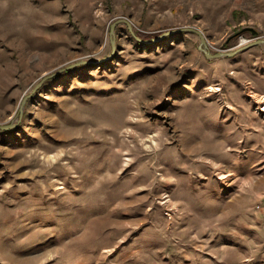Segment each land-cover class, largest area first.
<instances>
[{"label":"rangeland","instance_id":"obj_1","mask_svg":"<svg viewBox=\"0 0 264 264\" xmlns=\"http://www.w3.org/2000/svg\"><path fill=\"white\" fill-rule=\"evenodd\" d=\"M187 28L264 0H0V264H264V45Z\"/></svg>","mask_w":264,"mask_h":264},{"label":"water","instance_id":"obj_2","mask_svg":"<svg viewBox=\"0 0 264 264\" xmlns=\"http://www.w3.org/2000/svg\"><path fill=\"white\" fill-rule=\"evenodd\" d=\"M124 22H126L128 24L129 28L131 29L132 33L134 34L132 24L130 22H128L127 20H125ZM116 25L117 24H115L113 26V28H112L113 29L112 30V35L114 34V28H115ZM187 32H194V33L198 34L201 37L200 50L202 52H204L205 55L207 56V58H209V59H223V58H226V57H235L239 53H242V52L246 51L247 49H250V48H253V47H257V46H260V45H264V39H258L257 41H254V42H252L250 44H247L246 46L241 47V48H239L236 51L224 52V53L222 52V53L213 54L209 50L208 42H207L205 36L203 35L202 32H200L197 29L187 28V29H179V30L169 31L168 33L165 34V36H170V35H174V34H184V33H187ZM252 32L253 33H256L257 31L254 30V29H252ZM112 44H113L114 48H116V45H115V41L114 40H112ZM15 126L16 125H14V124L4 125V126H0V129H2V130H9V129L14 128Z\"/></svg>","mask_w":264,"mask_h":264},{"label":"bare ground","instance_id":"obj_3","mask_svg":"<svg viewBox=\"0 0 264 264\" xmlns=\"http://www.w3.org/2000/svg\"><path fill=\"white\" fill-rule=\"evenodd\" d=\"M243 42H245V41H243ZM17 202V201H16ZM28 204V203H27ZM227 261V260H226ZM225 263V262H224Z\"/></svg>","mask_w":264,"mask_h":264},{"label":"trees","instance_id":"obj_4","mask_svg":"<svg viewBox=\"0 0 264 264\" xmlns=\"http://www.w3.org/2000/svg\"><path fill=\"white\" fill-rule=\"evenodd\" d=\"M238 13H236V16H237Z\"/></svg>","mask_w":264,"mask_h":264}]
</instances>
